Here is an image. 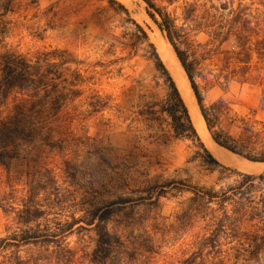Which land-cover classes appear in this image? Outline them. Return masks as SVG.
Listing matches in <instances>:
<instances>
[{"label": "rangeland", "instance_id": "1", "mask_svg": "<svg viewBox=\"0 0 264 264\" xmlns=\"http://www.w3.org/2000/svg\"><path fill=\"white\" fill-rule=\"evenodd\" d=\"M116 1L128 9L152 42L150 32L157 28L146 15L145 5L140 0ZM0 29L16 55L65 52L73 62L66 66L69 74L77 69L83 77L71 87V78L65 76L68 84L60 85L65 101L58 111L51 110L54 93L25 97L35 103L38 113L33 123L43 130L35 142L21 147L20 159L11 162L14 184L24 187L28 171L57 172L68 161L76 174L74 188L66 209L50 216L52 222L71 221L72 216L87 220L95 211L108 210L107 227L119 240L114 264H186L191 244L206 235L211 220L210 211L200 210L201 197L209 190L220 192L236 177L200 167L190 143L175 136L160 111L162 83L144 58L145 45L134 43L128 17L105 0H0ZM199 86L202 89L204 84ZM97 94L109 98L102 111L93 107ZM189 95L198 109L191 91ZM203 98L207 107L220 98L228 106L230 111L222 119L225 128L233 120L237 125L250 111H257V119L264 121L261 91L256 86L233 84L226 94L220 89L203 91ZM47 134L56 141L55 148L43 145ZM262 197L264 185L252 195L253 206L259 207ZM213 208L208 205L207 209ZM250 218L247 214L234 232L220 234L211 247L209 242L203 244L204 257L196 256L189 264H264V255L250 259L249 247L241 239L242 233L262 227L258 219ZM10 223L0 210V237ZM96 240L88 227L68 236L73 264H90Z\"/></svg>", "mask_w": 264, "mask_h": 264}, {"label": "trees", "instance_id": "2", "mask_svg": "<svg viewBox=\"0 0 264 264\" xmlns=\"http://www.w3.org/2000/svg\"><path fill=\"white\" fill-rule=\"evenodd\" d=\"M105 1L128 17L134 43L145 45L144 58L164 91L160 111L169 120L175 136L190 143L200 167L210 173L219 169L236 177L233 184L220 192L209 190L201 197L200 210L210 211L211 220L206 225V235L191 244L192 253L186 264L196 261V256L203 258L206 244L209 242L211 247L220 234L234 232L247 214L251 221L258 219L262 225L253 232L242 233L241 238L249 247L250 259L258 260L264 255V197L259 207H255L252 195L264 185V173L244 174L218 162L201 141L180 90L147 32L130 18L123 4ZM140 1L185 72L214 143L250 163L264 164V121L257 119V111H250L237 125L234 120L227 122L225 128L222 119L230 111L228 106L220 98L207 107L203 98V91L220 89L226 94L233 84L251 85L260 89L264 109V0ZM254 5L262 9L253 8ZM200 37L203 41H198ZM72 63L65 52L58 50H44L28 57L16 55L0 29V210L11 222L5 227L4 237H0V264H73L75 258L66 241L73 232L85 227L91 228L97 238L89 263L114 264L117 260L119 240L107 227L108 210L95 211L87 220L72 216L71 221L64 223L51 221L50 216L66 209L74 188L76 174L68 161L57 172L45 168L28 171V181L21 188L10 176L11 162L20 159L21 147L35 142L43 130L33 123L38 113L35 103L25 97L54 93L51 110L58 111L65 101L60 91L61 84H68L65 76L71 78V87L83 81L79 70L69 74L66 66ZM199 82L204 84L202 89ZM95 98L96 111L108 106L105 102L108 97L102 99L97 94ZM49 136H43V145L55 148L56 141ZM195 196L199 197L196 193ZM208 205L215 208L207 209Z\"/></svg>", "mask_w": 264, "mask_h": 264}, {"label": "bare ground", "instance_id": "3", "mask_svg": "<svg viewBox=\"0 0 264 264\" xmlns=\"http://www.w3.org/2000/svg\"><path fill=\"white\" fill-rule=\"evenodd\" d=\"M122 1V0H121ZM127 3V1H126ZM129 3V2H128ZM133 3V2H132ZM129 6V5H128ZM133 7V6H132ZM135 8V7H134ZM137 9V8H136ZM140 9V8H139ZM138 10V9H137ZM136 12V11H135ZM138 13V11H137ZM141 13V12H140ZM139 13V14H140ZM136 14V13H135ZM151 27V26H150ZM152 37V42L156 46L160 57L168 68L171 76L173 77L175 83L177 84L182 98L184 99L186 106L189 110L191 120L201 138V141L208 149V151L219 161L228 164L232 167L238 168L239 170L254 175L264 171V164L259 163H250L247 160L238 157L229 151L219 147L214 143V141L208 135L203 122V118L196 108V105L193 106L192 98L189 95L191 91L190 86L187 82L184 71L182 70L178 59L170 45L163 39L161 34L157 29H152L150 32ZM194 98V97H193ZM194 101V100H193ZM196 109V111H195Z\"/></svg>", "mask_w": 264, "mask_h": 264}, {"label": "water", "instance_id": "4", "mask_svg": "<svg viewBox=\"0 0 264 264\" xmlns=\"http://www.w3.org/2000/svg\"><path fill=\"white\" fill-rule=\"evenodd\" d=\"M179 62V61H178ZM180 64V63H179ZM181 66V65H180ZM182 68V67H181ZM183 70V69H182ZM184 74H185V72H184ZM185 76H186V74H185ZM186 79H187V77H186ZM187 82H188V84H189V81H188V79H187ZM189 86H190V84H189ZM191 89V88H190ZM191 92H192V90H191ZM193 94V93H192ZM194 96V95H193ZM195 98V97H194ZM196 101V100H195ZM197 104V103H196Z\"/></svg>", "mask_w": 264, "mask_h": 264}]
</instances>
